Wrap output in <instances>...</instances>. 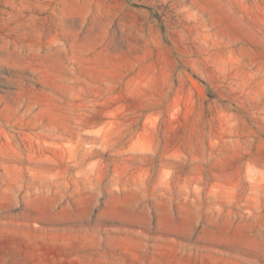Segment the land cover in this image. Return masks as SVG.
Returning <instances> with one entry per match:
<instances>
[{"label": "rangeland", "instance_id": "1", "mask_svg": "<svg viewBox=\"0 0 264 264\" xmlns=\"http://www.w3.org/2000/svg\"><path fill=\"white\" fill-rule=\"evenodd\" d=\"M0 264H264V0H0Z\"/></svg>", "mask_w": 264, "mask_h": 264}]
</instances>
